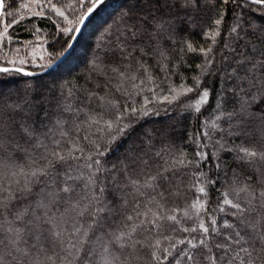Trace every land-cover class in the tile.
<instances>
[{"label": "snow or ice", "instance_id": "1", "mask_svg": "<svg viewBox=\"0 0 264 264\" xmlns=\"http://www.w3.org/2000/svg\"><path fill=\"white\" fill-rule=\"evenodd\" d=\"M231 2L241 9L240 16L230 28H222L228 14L222 6L229 0H126L102 33L91 62L104 75L113 73L120 81L116 91L131 99L139 95L140 85L155 84L148 89L155 95L170 80L167 65L173 54L180 59L199 54L203 59L193 84L168 83V94L159 100L172 104L196 92L181 107L197 114L212 101V116L196 134L195 160H189L185 150L173 149L166 127L145 130L139 138L133 134L141 118L153 111L159 115L160 109L148 108L153 100L121 110L119 101L106 94L55 81L44 85L31 79L37 73L25 70L30 64L51 74L58 56L73 47L81 26L105 0H66L60 6L54 0H22L20 8L39 9L32 12L35 16L50 18L47 8L60 18L63 24L52 21L59 34L56 42L65 43L60 53L45 50L46 56L37 57L33 49L30 60L9 59L5 65L12 67L0 66V75L9 77L0 79V264H264V151L245 145L264 144V0ZM8 8L7 0H0V42L24 19H16ZM206 15L211 26L201 31L210 43L196 47L186 37L198 22L206 23ZM149 59L165 73L159 84ZM177 68L173 62L171 75ZM19 76L29 78L24 88L13 87ZM204 76L214 78L215 90ZM126 81L132 82L131 90L124 88ZM109 113L112 118L106 119ZM85 126L94 129L83 140L95 155L81 144ZM213 132L219 133L213 141L218 149L210 153L204 149ZM118 140L124 143L123 155L118 164L109 165L100 157ZM229 160L252 170L243 186L233 189L245 199L222 192L223 199L210 209V188L222 172L229 174ZM201 165L214 168L216 177L191 170ZM231 172L237 183L236 170ZM185 187L195 198L184 208H169L167 197H179ZM217 209L231 219L217 216Z\"/></svg>", "mask_w": 264, "mask_h": 264}, {"label": "trees", "instance_id": "2", "mask_svg": "<svg viewBox=\"0 0 264 264\" xmlns=\"http://www.w3.org/2000/svg\"><path fill=\"white\" fill-rule=\"evenodd\" d=\"M23 2L30 3L31 0H23ZM43 2V0H42ZM57 3V6L66 2V0H54ZM75 2V0H73ZM9 5L8 10L14 13L16 19L22 15L24 19L19 23H15L12 28L9 29L8 36L0 42V66H8L12 67V65H5V62L9 59H18L21 58L24 54H26L27 49L34 44L36 41L42 39L47 43L46 50L55 51L57 53L61 52V49L65 43V40H59V43L56 41L59 39V34L56 29V25L63 24L64 22L55 17L54 14L48 12L47 8L44 9L45 15L50 17L48 19L40 16H31L26 13V9L20 8L22 0H7ZM126 3V0H107L93 15L91 20L89 21L87 27L79 38L77 45L74 51L71 53L70 57L61 64L55 71L51 72V74H46L44 76L31 78L35 80H39L44 85H51L53 81L56 82L57 85L63 84L65 88L71 87L73 90L76 89H87L89 91H95L100 95H107L109 98L119 101L121 110L125 106H131V103H135L137 106L143 103L145 98L149 100H153V103L148 105L150 110L160 109L159 115H156L153 111V114L149 117L141 118L139 124H137L134 135L139 138L140 133L145 130H158L162 127H166L169 129L172 137L174 138V145L172 146L174 150L183 149L186 151L187 158L189 160H195V152L197 151L195 146L196 134L201 131L202 124L205 121H208L212 116V101H209V105L205 106L201 113L197 114L194 111H189L184 107H181L182 104L192 101L196 97V92L188 94L187 96H181L180 100L168 104L167 102L160 103V97L167 95V91L165 89L168 86V83L173 85H178L181 82L191 86L193 84V78L199 74V69L197 68V64L202 61V57L197 53H186L183 59H180V56L177 54H173L174 60L168 62V72L171 76L170 80L161 85L160 88L156 89V93L149 91V88H155V84L145 83L140 85L138 89L139 95H133L131 99L128 97L121 95L120 92L116 91V85L120 83L119 79L115 77L113 73L110 71L107 72V75H104L101 72L100 68H94L92 66V61L95 59V52L97 46L99 44V39L104 32V30L113 25V21L118 17L119 12L122 6ZM215 4H219L220 0H214ZM223 9L228 13L225 17L224 24L222 28H230L237 22V18L240 16L241 9L237 8L235 4L229 0V3L222 6ZM254 7V6H253ZM69 15V18H72L71 13H66ZM216 18L215 15L212 16V19ZM6 19L11 20V17H6ZM206 23L201 25L199 22L191 31V35L187 36L186 39L190 40L194 46H207L210 41L205 40L201 28L203 31H208L209 26H211V20L208 19L207 15L204 17ZM53 20L56 21V25L53 24ZM67 26V25H65ZM39 28L40 31L36 32L35 29ZM223 34V33H222ZM67 39V38H65ZM19 50V51H17ZM66 52V51H65ZM64 52V53H65ZM61 56H58L59 59ZM72 62V70H64L68 63ZM176 63L178 65L176 74L171 75L172 64ZM148 65L151 70L152 75L157 78L156 83H160V78H163L165 75L164 72H161L158 65H154L153 60H148ZM190 65V66H189ZM25 69H29L32 71H40L29 68L28 66H24ZM103 67V66H101ZM106 71V70H105ZM129 72L135 71V68L128 69ZM143 71L141 70L138 73V77H143ZM18 80V83L13 85L14 88H24L25 84L23 81L29 79L27 77L19 76L15 77ZM0 79H9V77L0 75ZM203 79L207 82V85L215 90L216 81L214 78L210 76H204ZM139 84V79L136 81ZM97 84L100 87H97ZM205 85L201 84V88ZM124 88L131 90L133 88V84L131 81H126L124 83ZM85 95L83 92L80 94V99L83 100ZM95 101H93L92 107H95ZM169 109L167 114L163 111L164 109ZM100 111V109H96ZM105 118H112L111 114H106ZM94 129H87L85 126L81 132V144L93 152L95 155L94 148L85 140H83V136L87 134L89 131H93ZM219 133L213 132L212 139L207 140L208 147L204 149L206 152H216L218 149V145L214 148L213 141L218 138ZM96 137H92L95 139ZM200 141L205 142V137L201 136ZM241 141L237 139V143L239 144ZM229 143L231 140L229 139ZM245 145L250 148H255L259 151H264V144L256 142V143H248L245 142ZM157 148H160L161 142L157 140L156 143ZM100 147L103 148L104 144L101 143ZM124 152V143L121 140L116 141L111 145L109 150L106 152L105 156L100 157L102 161H107L109 165L118 164V157H122ZM223 156L224 154L221 153ZM231 155V154H228ZM166 159H169V156H165ZM163 163V161H160ZM229 174L227 176L221 173L220 178L217 180V184L215 187L210 188V198L207 203L209 208H214L219 200H222L223 197L221 195L222 192H228L230 199H239L244 200L245 194L240 193L239 197L236 196L233 189H238L243 186L245 177L251 172V169L242 168L238 166V164L229 160ZM231 169L236 170V174L239 177V181L234 183L235 177L232 176ZM193 171L203 170L209 176L216 177V172L214 168H206L204 165H201V169L192 168ZM155 171V168L152 169ZM182 172H187L189 169H181ZM190 177H185V181H189ZM7 182V181H6ZM194 191H188L187 187H185L181 195L177 196H168L165 203L169 208L179 207L184 208L186 204L195 198ZM131 200V197L129 198ZM141 199H146L141 197ZM228 211H232L228 209ZM217 216L225 219H231V217H223L222 214L218 212L215 213ZM186 225H190L192 221H185ZM174 235H186L184 233H175Z\"/></svg>", "mask_w": 264, "mask_h": 264}, {"label": "rangeland", "instance_id": "3", "mask_svg": "<svg viewBox=\"0 0 264 264\" xmlns=\"http://www.w3.org/2000/svg\"><path fill=\"white\" fill-rule=\"evenodd\" d=\"M30 4H31V2H30ZM38 10L39 9H37L35 7V5H32V11H29V10L26 9L25 12L28 13L29 15L33 16L32 12L33 11H38ZM2 30H3V24H0V31H2ZM46 46H47V43L44 40L40 39V40L36 41L34 44H32L31 48L29 47L27 49L28 52H26V54L21 56V58L30 60L32 58L31 54H32L33 49L35 50V55L37 57H39L40 55H45L46 56L47 55V52L45 51L46 50ZM24 66H28L29 68L34 69V70L41 69L40 67H32L30 64L24 65ZM72 67H73L72 62H70V63H68V65L66 66V69H64V70H72ZM57 68H55L53 71H55ZM40 71H43V70H40ZM35 72H38V71H35Z\"/></svg>", "mask_w": 264, "mask_h": 264}, {"label": "water", "instance_id": "4", "mask_svg": "<svg viewBox=\"0 0 264 264\" xmlns=\"http://www.w3.org/2000/svg\"><path fill=\"white\" fill-rule=\"evenodd\" d=\"M106 1H107V0H105V2H106ZM101 6H102V5H101ZM101 6H100V7H101ZM97 10H98V9H97ZM97 10H96V11H97ZM95 13H96V12H94V13L91 15V17H89V19L85 22V25H84V26H81V33H77V34H76V39H75L74 41H72V43H73V47H72L71 49H67L66 52H65V53H64L59 59H57V61H56V67H55V68L59 67L61 64H63V63H64V62L70 57L71 53L74 51V49H75V47H76V45H77V42H78L79 38L81 37L82 33L84 32V30H85V28L87 27L89 21L91 20V18L93 17V15H94ZM55 68H54V69H55ZM54 69H53V70H54ZM25 70H27V71H32V70H29V69H25ZM53 70H51V72H52ZM32 72L38 74V75L35 76V77L44 76V75H46V74L49 73V72H47V71H38V72L32 71ZM35 77H33V78H35Z\"/></svg>", "mask_w": 264, "mask_h": 264}]
</instances>
